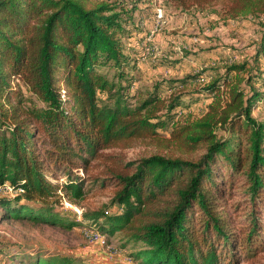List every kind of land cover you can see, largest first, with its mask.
I'll use <instances>...</instances> for the list:
<instances>
[{
    "label": "trees",
    "instance_id": "1",
    "mask_svg": "<svg viewBox=\"0 0 264 264\" xmlns=\"http://www.w3.org/2000/svg\"><path fill=\"white\" fill-rule=\"evenodd\" d=\"M216 2L230 19H260L261 35L242 61L211 75L202 114L179 119L183 100H197L174 90L197 77L161 82L132 101L123 35L136 9L108 0H0V187L14 192L0 195L7 216L75 228L81 223L56 208L65 196L85 197L78 172L95 167L94 185L113 198L84 220L104 237L123 234L135 264H238L264 250V121L254 115L264 104V0L177 6ZM109 67L117 81L101 71ZM138 143L180 154L127 162L105 153ZM28 262L86 264L43 254Z\"/></svg>",
    "mask_w": 264,
    "mask_h": 264
},
{
    "label": "rangeland",
    "instance_id": "2",
    "mask_svg": "<svg viewBox=\"0 0 264 264\" xmlns=\"http://www.w3.org/2000/svg\"><path fill=\"white\" fill-rule=\"evenodd\" d=\"M108 1L115 3L119 10L136 9L132 13L134 20L127 22V33L123 35L124 51L129 57L124 71L135 84L130 89L133 103L149 97L154 87L161 82L197 77L186 86L174 90L177 94H187L197 100L191 101L192 105L189 107L186 106L189 97L183 100L182 110L177 115L179 119L202 114L211 100L201 91L211 80V75L223 63L242 61V53L251 51L250 45L258 41L261 35L260 19H230L222 2L183 10L177 6V0ZM208 49L213 52H201ZM101 71L110 79L118 80L115 77L117 69L109 67ZM126 83L124 81V85ZM24 92L30 96L26 89ZM254 115L264 121V104ZM105 153L122 157L127 162L155 153L171 156L180 154L175 149L163 152L146 143H138L126 150H108ZM197 155L184 156L194 158ZM100 172L95 167L78 172L86 181L85 197L74 202L65 196L56 208L81 223L73 229L37 224L26 219L15 220L7 216L6 209L0 205V249L7 251L6 255H0V264H28L29 258L41 254L70 256L86 264H135L131 259L135 252L133 244H127L123 234H116L111 238L101 236L100 239L93 240V235L98 231L84 220L85 213L106 209L111 204L112 190H101L94 185V179ZM62 177L60 174L61 182L65 180ZM10 194H14L11 189L0 187L1 196ZM238 264H264V250L251 258L244 256Z\"/></svg>",
    "mask_w": 264,
    "mask_h": 264
},
{
    "label": "built area",
    "instance_id": "3",
    "mask_svg": "<svg viewBox=\"0 0 264 264\" xmlns=\"http://www.w3.org/2000/svg\"><path fill=\"white\" fill-rule=\"evenodd\" d=\"M101 234H99V233H95L94 235H93V240H97V239H100L101 238Z\"/></svg>",
    "mask_w": 264,
    "mask_h": 264
}]
</instances>
